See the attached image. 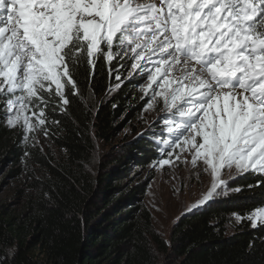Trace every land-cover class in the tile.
I'll return each mask as SVG.
<instances>
[{"label": "snow or ice", "instance_id": "snow-or-ice-1", "mask_svg": "<svg viewBox=\"0 0 264 264\" xmlns=\"http://www.w3.org/2000/svg\"><path fill=\"white\" fill-rule=\"evenodd\" d=\"M130 46L133 73L150 71L149 64L156 69L148 76L149 87L161 88L153 101L162 97L170 114L168 158L159 164L179 160V149L210 173L211 187L192 209L227 190L225 170L264 173V0H0L7 126L44 130L47 105L59 97L66 111L71 103L66 85L79 94L75 72L85 59L94 77L103 55L111 76L112 61ZM174 70L180 75L169 80ZM115 79L121 81L118 72ZM247 219L264 225V206Z\"/></svg>", "mask_w": 264, "mask_h": 264}, {"label": "trees", "instance_id": "trees-1", "mask_svg": "<svg viewBox=\"0 0 264 264\" xmlns=\"http://www.w3.org/2000/svg\"><path fill=\"white\" fill-rule=\"evenodd\" d=\"M111 67L110 76L98 56L93 77L85 59L75 72L79 94L65 87L66 111L59 97L47 105V139L59 156L9 128L0 107V177L19 183L16 207L0 202V264H264V225L247 219L264 206V173L237 174L225 194L182 214L164 239L142 202L147 183L126 182L130 163L155 161L159 144L139 134L96 159V143L111 141L120 114L140 108L132 106L134 80L110 91ZM231 216L241 219L229 233Z\"/></svg>", "mask_w": 264, "mask_h": 264}, {"label": "rangeland", "instance_id": "rangeland-1", "mask_svg": "<svg viewBox=\"0 0 264 264\" xmlns=\"http://www.w3.org/2000/svg\"><path fill=\"white\" fill-rule=\"evenodd\" d=\"M140 2H145V0H140ZM156 2L159 3V0H156ZM105 50L107 49L105 48ZM145 52L147 54V49H145ZM155 59L156 57H153V60ZM133 62L131 46L120 51L119 56L114 58L113 63L117 67L115 76L118 72L121 76V81L118 82L114 77L111 82V92L118 89L116 88L117 83L122 85L126 81L134 80L132 93L135 100L132 106H139L140 108H136L132 112V115H129L128 111H125L127 108L120 114L114 123L118 124V128L112 136L111 141L107 145L103 144V142L96 143V159L99 160L101 155L108 152L111 147L120 146L122 142L132 139L139 134H144L159 144L161 156L155 161L144 167H135L130 163L129 167L132 169L126 182L130 183L129 185L147 183L142 196V202L151 213L153 228L164 239H167L173 224L182 214L188 212L190 209L192 210L191 206L197 204L208 192L211 187V176L209 172L204 171L205 166L202 160H199L197 165L193 167L191 164V154L186 151L180 152L179 149H175V152L180 156L179 160L174 155L171 158L173 161L172 164L163 166L159 164L160 159L168 158L164 151L166 147L165 141L171 139L172 133L168 131L169 126L165 124V119L170 118V114L165 110L162 97H156L155 101H153L155 92L161 91V88L159 83H154L149 87L148 76L155 72L156 69L149 64L145 67L146 69H150V71L146 70L143 73H133ZM138 63H143V61ZM163 70L161 68V72ZM179 75V71L174 70V72L169 73L168 79L172 80ZM157 79L159 81L163 77L158 76ZM51 87L55 89V85ZM144 89H147V92ZM88 98L92 99L90 97ZM150 102L153 103L151 109L148 108ZM28 115H31V113H28ZM5 119L7 122V116ZM32 122L35 123L34 117L32 118ZM49 126L50 122L46 120V124L43 126L44 130L37 128L31 133H25V136L27 135V140H31L36 145H39L43 151L59 156L61 151L57 150L48 141L47 134H45ZM236 175V169L233 168L230 171L225 170L222 178L228 184ZM18 185V181L7 182L6 179L2 180L0 177V202L7 203L14 209L16 207L15 201H17L16 196H14V191L15 186ZM218 191H220V195L214 196L213 198L225 194L224 190L218 189ZM237 222V217L231 216L228 227L229 233L233 231Z\"/></svg>", "mask_w": 264, "mask_h": 264}]
</instances>
